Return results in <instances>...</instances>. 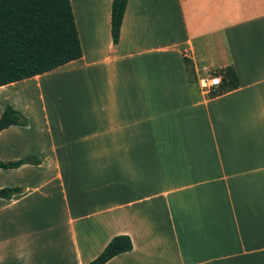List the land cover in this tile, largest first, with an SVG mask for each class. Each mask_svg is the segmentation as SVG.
Segmentation results:
<instances>
[{
    "label": "crops",
    "instance_id": "crops-1",
    "mask_svg": "<svg viewBox=\"0 0 264 264\" xmlns=\"http://www.w3.org/2000/svg\"><path fill=\"white\" fill-rule=\"evenodd\" d=\"M71 0L83 56L0 87V264H264V0ZM184 58L191 61L188 70ZM232 66L239 88L201 80ZM213 75V74H211Z\"/></svg>",
    "mask_w": 264,
    "mask_h": 264
},
{
    "label": "trees",
    "instance_id": "trees-1",
    "mask_svg": "<svg viewBox=\"0 0 264 264\" xmlns=\"http://www.w3.org/2000/svg\"><path fill=\"white\" fill-rule=\"evenodd\" d=\"M128 0H113L111 33L115 45L120 42L122 23ZM83 56L82 44L71 0H0V87L30 79L58 69ZM190 72L191 61L184 58ZM222 84L210 92L211 97L239 88L232 66L215 71ZM29 118L7 104L0 118V132L13 125L28 127ZM37 156L16 162L0 161V169H17L23 165H40ZM24 192L21 187L4 188L0 197L11 200ZM130 236L117 235L93 261L106 264L116 256L131 252Z\"/></svg>",
    "mask_w": 264,
    "mask_h": 264
},
{
    "label": "built area",
    "instance_id": "built-area-1",
    "mask_svg": "<svg viewBox=\"0 0 264 264\" xmlns=\"http://www.w3.org/2000/svg\"><path fill=\"white\" fill-rule=\"evenodd\" d=\"M201 82L204 90L210 93L222 84V78L221 76L210 75L209 77L202 79Z\"/></svg>",
    "mask_w": 264,
    "mask_h": 264
},
{
    "label": "rangeland",
    "instance_id": "rangeland-1",
    "mask_svg": "<svg viewBox=\"0 0 264 264\" xmlns=\"http://www.w3.org/2000/svg\"><path fill=\"white\" fill-rule=\"evenodd\" d=\"M211 74H213V71L212 72H209L208 76H206V77H209Z\"/></svg>",
    "mask_w": 264,
    "mask_h": 264
}]
</instances>
